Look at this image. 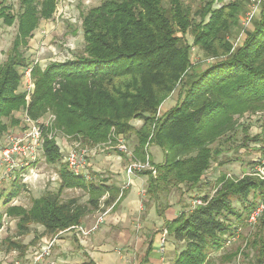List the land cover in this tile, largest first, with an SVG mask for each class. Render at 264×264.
<instances>
[{
    "label": "trees",
    "instance_id": "trees-1",
    "mask_svg": "<svg viewBox=\"0 0 264 264\" xmlns=\"http://www.w3.org/2000/svg\"><path fill=\"white\" fill-rule=\"evenodd\" d=\"M198 1L196 19L185 0H102L82 17V52L42 67L28 61L24 49L41 21L52 18L58 0H0V29L15 26L6 58L0 60V140L19 122L17 113L34 120L51 115L43 127L41 152L46 163L59 164L60 179L57 189L33 198L29 207L10 204L26 189L13 179L1 193L5 209L0 211V230L10 218L19 235L39 225L42 236L52 237L118 200L116 187L67 169L56 133L84 146L109 141L114 146L118 137H132L135 158L148 160L156 170L155 175L142 171L148 176L149 200L182 188L191 193L190 202L201 201L164 222L175 247L170 264H211L214 253L219 263L236 259L241 224L264 202V180L252 166L238 178L218 176L211 193L197 191L209 185L207 170L218 161L221 147L238 134V118L264 111V0L239 42L232 40V32L240 25L243 0L218 7L215 0ZM193 48L213 59L199 72L191 59ZM27 68L34 85L29 98L21 89ZM176 89L177 102L160 114ZM133 120L141 125L134 126ZM240 129V147L263 141L259 135L248 136L246 126ZM152 144L164 152V161L157 165L147 151ZM68 189L80 190L85 201L63 198ZM259 221L264 222V212L255 224ZM19 246L9 243V249ZM245 247L258 251L257 263L264 264L260 237L253 236ZM146 259L147 254L137 255V264Z\"/></svg>",
    "mask_w": 264,
    "mask_h": 264
},
{
    "label": "rangeland",
    "instance_id": "rangeland-1",
    "mask_svg": "<svg viewBox=\"0 0 264 264\" xmlns=\"http://www.w3.org/2000/svg\"><path fill=\"white\" fill-rule=\"evenodd\" d=\"M102 0H58L57 8L52 18L48 20H43L39 24L37 30L35 31L33 37L29 40L28 46L24 49V54L27 56L28 61L38 62L42 67H45L50 62L64 61L70 59L74 54H80L84 47L83 42V31H82V17L86 11L93 6L98 5ZM234 0H215V5L221 6L222 4H227ZM241 1V0H238ZM185 3L189 6L191 15L196 18V11L199 8L198 0H185ZM251 1L243 0L242 8L243 13L240 17V25L237 28L233 29L232 40L239 42L244 34V31L250 27L244 25V16L251 6ZM258 10L255 15H257ZM197 19V18H196ZM15 34V26H1L0 29V60H5L8 49L11 46ZM189 42H191V37L187 36ZM191 59L194 65L195 72H199L202 67L206 64L213 61L212 58H207L202 52L197 48L192 49ZM25 91L24 87H21ZM27 94V92L25 91ZM178 90L176 89L169 98H167L159 108V113L162 114L167 109L171 108L177 102ZM25 113H17L15 116L19 119V122L12 126L8 132L5 133V136L8 133H15L22 130L24 127L23 117ZM134 126L139 127L141 121L133 120L131 122ZM239 129L238 134H236L233 139L226 145L221 147V154L218 156V161L212 163L209 170H207V177L205 181H208L209 185L202 186V188L197 191L200 194L211 193L212 185L218 176L225 174L227 176L238 178L242 175L249 172V168L254 166L256 169L261 165L263 154L260 147L264 146V111L259 112L256 115L245 114L244 116L238 118ZM246 126L248 136L252 137L259 135L263 141L258 143L249 142V146L240 147L242 142L243 132L241 131V126ZM128 148L132 150V137L125 138L121 137ZM5 139V138H4ZM4 139L0 140V148L3 146ZM56 143L60 148H64L65 145L69 146L70 143L75 140L70 139L66 136H63L60 133L55 135ZM84 146V145H83ZM87 147H96L88 146ZM148 154L155 165L160 164L164 161V152L157 145H149L147 147ZM101 153L104 156H107L109 153L114 157L113 160L117 157H121L119 160H122L124 163H128L127 159L125 161L124 157L120 151L111 146L108 143L100 144L93 152L89 153L88 160L92 159L95 154ZM64 154V151H62ZM119 154L121 156H119ZM43 157V155H42ZM39 160V159H38ZM228 160V161H227ZM219 161H227L223 165L219 166ZM34 170L39 172L40 177L37 180L32 177L26 182L22 181V177H17L19 184H24L26 189H24L17 197H15L10 204H19L24 207H29L31 201L35 197L41 196L46 190H55L59 185V164H48L42 159L38 162L32 164ZM27 172V170H26ZM34 173V171L32 172ZM23 174V172L21 173ZM93 174V173H92ZM58 178H56V176ZM94 179L97 178L95 174L92 175ZM96 176V178H95ZM55 178V179H52ZM13 179H0V211L5 209V206L2 204L3 197L1 193L5 192L11 187ZM170 193V192H169ZM173 193H176L175 195ZM191 194L186 192L185 189H177L168 196L167 194L160 193L157 195V198H151L149 203H156L160 210L166 207L168 201L176 200L173 198H185L184 195ZM70 196H79L80 201H85L86 197L78 189H68L63 191L62 197L67 198ZM183 196V197H182ZM196 196V195H194ZM168 197V198H167ZM149 199V198H148ZM191 202H189L190 204ZM185 204V203H181ZM234 206L237 209H240L241 206L238 202H234ZM168 208V207H167ZM244 215V214H243ZM244 218V216H243ZM234 220V219H233ZM264 222L259 221L255 225H249L245 221L241 224V234L238 238L239 250L241 253L228 263L221 264H236L241 262V264H258L257 259L261 258L258 251L253 248L247 249L245 244L252 239L253 236L260 237L261 241L264 242ZM31 232L25 235H19L18 229L16 227V221L14 219L6 218L3 228L0 230V264H31L32 258L34 255L40 251L41 245H38V241L42 236V227L39 225H30ZM255 234V235H253ZM47 238H50L47 236ZM166 239L171 241L170 236H166ZM10 242H17L20 246L17 249H9ZM236 245V246H237ZM49 257L44 258L41 264H50L51 262L48 259ZM131 260L129 264H137V255L133 256L131 254ZM49 260V261H48ZM264 260V256H263Z\"/></svg>",
    "mask_w": 264,
    "mask_h": 264
},
{
    "label": "crops",
    "instance_id": "crops-1",
    "mask_svg": "<svg viewBox=\"0 0 264 264\" xmlns=\"http://www.w3.org/2000/svg\"><path fill=\"white\" fill-rule=\"evenodd\" d=\"M92 157L89 169L97 176L96 179L116 187L119 192L128 181L129 184L124 188L122 196L108 207L110 210L97 231L86 237L71 231L58 235L48 259L55 264H77L88 260L95 264H129L131 254H147V262L143 264H170L175 257V247L166 239L165 251L160 252V231L165 227V221L174 219L188 208L190 200L183 199L182 202L180 195L178 198L173 196L176 200L168 201L166 207L160 210L156 203L152 204L154 201L149 203L146 174L136 171L128 177L125 173L127 163L119 160L121 157L113 160L111 153L107 156L97 153ZM122 157L126 161L125 155L122 154ZM96 215L97 212L86 216L81 224L90 225ZM48 240L47 236H41L38 245L43 246ZM218 257L219 254L214 253L211 264H221Z\"/></svg>",
    "mask_w": 264,
    "mask_h": 264
},
{
    "label": "built area",
    "instance_id": "built-area-1",
    "mask_svg": "<svg viewBox=\"0 0 264 264\" xmlns=\"http://www.w3.org/2000/svg\"><path fill=\"white\" fill-rule=\"evenodd\" d=\"M260 1L261 0H256L252 3L251 8L246 12L244 16V25H248L251 19L255 16ZM23 82L24 88L27 92L26 98H29L34 87L29 68L24 71ZM51 119L52 116L48 115L47 117L34 120L25 113L23 117L24 127L22 128V130L15 133H8L5 136L3 146H1L0 148V179H16L19 176L22 177L21 179L23 182H26L32 177V174L34 180H37L40 177V174H38L39 172L34 170L32 164L34 162H38L40 159L45 161L44 157H42L41 152L43 141V127L48 126ZM108 144H110V141L108 142ZM97 147L98 145L92 148L83 146L79 141H74L70 143L69 146L65 145L63 149L61 148V152L64 151L63 162L66 164L67 169L71 173L83 177L85 180H91L93 176L92 172L89 169L90 162L88 160V157L89 153L96 150ZM114 147L122 152L128 160V163L125 167V173L128 177L132 176L136 171L143 170H151L152 174L155 175L156 170L148 163V160L142 162L135 158L133 151L128 148L121 137L117 138V143L114 145ZM261 159V165L256 168V175L260 179L264 180V154L263 158ZM33 171L34 173H32ZM22 172L23 174H21ZM56 178L58 177L56 176ZM128 184L129 181L127 182V184L122 186L118 199L122 196L123 190L125 187H127ZM197 204H201V201L199 199L191 201L192 207ZM109 210L110 208H107L104 211L97 212L94 221L88 226H83L82 224L74 225L50 237L49 240L41 247L40 251L34 255L31 264H39L42 260H44V258L49 255L50 250L52 249L58 235L64 232L71 231L79 236L86 237L97 231L100 225L103 223L104 217L107 215ZM263 212L264 202H260L250 212L246 220L247 223L250 225L255 224L258 217ZM167 235V229H161L159 236V249L162 253L165 251ZM236 237L237 236L228 241L227 245L230 244L231 241H234ZM50 264L55 263L51 262ZM236 264H241V262H238Z\"/></svg>",
    "mask_w": 264,
    "mask_h": 264
}]
</instances>
